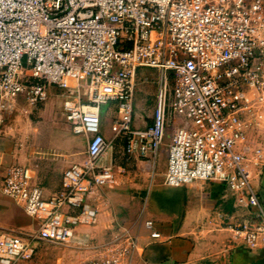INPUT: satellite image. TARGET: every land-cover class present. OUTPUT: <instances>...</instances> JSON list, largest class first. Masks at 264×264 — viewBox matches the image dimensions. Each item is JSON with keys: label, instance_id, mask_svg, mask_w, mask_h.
Instances as JSON below:
<instances>
[{"label": "built area", "instance_id": "1", "mask_svg": "<svg viewBox=\"0 0 264 264\" xmlns=\"http://www.w3.org/2000/svg\"><path fill=\"white\" fill-rule=\"evenodd\" d=\"M144 67L158 71V88L153 120L139 126L135 99ZM51 87L63 97L72 131L88 138L86 159L65 169L53 197L25 167L8 169L1 190L22 203L38 228L1 233L0 264L29 259L40 240L67 241L78 224L95 220L87 196L112 177L102 162L109 141L101 113L111 101L119 104L118 134L129 153L152 161L164 154L170 186L224 183L251 211L236 230L264 248V202L246 151L264 98L249 96L264 88V0H0V103L23 94L36 104ZM256 155L264 163L262 151ZM136 242L129 236L82 264H126Z\"/></svg>", "mask_w": 264, "mask_h": 264}, {"label": "crops", "instance_id": "2", "mask_svg": "<svg viewBox=\"0 0 264 264\" xmlns=\"http://www.w3.org/2000/svg\"><path fill=\"white\" fill-rule=\"evenodd\" d=\"M15 97L0 103V234H33L38 221L26 213L19 200L1 190L3 178L10 167L22 166L46 197L57 195L63 188L65 169L80 163L77 142L81 135L75 134L71 122L57 112L60 122L47 127L49 144L35 146L39 136L29 124L32 114L21 111L11 116L14 100L20 107L26 103L25 96ZM135 102L137 125L150 124L155 103L143 81ZM47 107L36 114L48 117ZM178 122L175 119L171 125ZM102 130L107 137L103 125ZM83 140L88 146V138ZM102 162L110 165L112 177L88 193L87 201L97 208L95 220L78 224L67 241L40 240L33 257L14 264H82L109 254L117 241L132 235L137 242L126 264H264V248L250 246L244 233L236 230L251 218L247 201L240 202L239 195L224 183L197 180L182 186L167 185L166 158L152 161L138 151L129 153L118 131ZM248 167L251 182L264 202V163L254 159ZM64 209L76 211L73 207ZM147 221H152V226ZM155 231L160 235L153 236Z\"/></svg>", "mask_w": 264, "mask_h": 264}, {"label": "rangeland", "instance_id": "3", "mask_svg": "<svg viewBox=\"0 0 264 264\" xmlns=\"http://www.w3.org/2000/svg\"><path fill=\"white\" fill-rule=\"evenodd\" d=\"M158 78V71H156L154 68H141L138 73V80L139 83L141 81L144 82V85H146L147 88V95L151 97V102L155 103L156 98V92H157V80ZM251 94L249 93V96L252 97L257 94H261L262 97H264V88L263 89H251ZM20 96H24L23 94L16 95L15 98H19ZM26 99H24L25 105L19 106L17 102L14 100V104L11 105V116L15 113H20L23 111V113L26 114H32V118L30 119L29 124L32 125V130L35 131L39 138L37 143H35V146H46L49 144L47 141L48 139V128L52 125H55L60 122V117L58 115L63 114V97L59 94V91H57L54 87H51L49 90L48 97L39 103L32 104L28 102ZM28 103V105H27ZM48 106L49 110V116H38L36 113L40 111L43 108H46ZM257 122L255 128H250L248 132V139L246 142V151L249 153V162H253L254 159H257V150H261L264 155V98L260 100V103L257 106ZM102 113V125L104 128V131L107 133V139L110 141L116 132L118 131V125H117V118L119 115V104L118 102H111L108 104H105L101 108ZM65 116V115H64ZM250 120V119H249ZM13 121L11 120V135L13 133ZM85 136L81 135V138L77 142V146L80 147V154H79V162L81 163L84 158H86L85 150H86V141L83 140ZM62 138V136H61ZM62 140V139H61ZM166 156L163 154L162 158H165ZM249 169V167H248Z\"/></svg>", "mask_w": 264, "mask_h": 264}]
</instances>
